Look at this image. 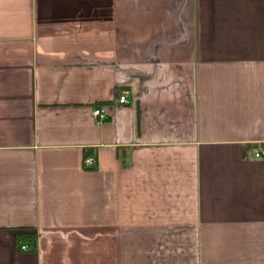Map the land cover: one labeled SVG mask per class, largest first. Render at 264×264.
Segmentation results:
<instances>
[{
  "label": "crops",
  "instance_id": "crops-1",
  "mask_svg": "<svg viewBox=\"0 0 264 264\" xmlns=\"http://www.w3.org/2000/svg\"><path fill=\"white\" fill-rule=\"evenodd\" d=\"M259 150L264 0H0V264H264Z\"/></svg>",
  "mask_w": 264,
  "mask_h": 264
},
{
  "label": "built area",
  "instance_id": "built-area-1",
  "mask_svg": "<svg viewBox=\"0 0 264 264\" xmlns=\"http://www.w3.org/2000/svg\"><path fill=\"white\" fill-rule=\"evenodd\" d=\"M116 101L118 104L127 103L128 102L127 95L126 94L119 95V97L116 99ZM92 113H93L97 123L102 122L106 118V111L103 107L93 108ZM263 155H264V151H261V150L256 151L254 153L255 157H262ZM83 164L85 167L91 168L95 164V158L93 156L89 155L83 159ZM20 247L23 250H28L30 248V246L28 244H22Z\"/></svg>",
  "mask_w": 264,
  "mask_h": 264
},
{
  "label": "trees",
  "instance_id": "trees-1",
  "mask_svg": "<svg viewBox=\"0 0 264 264\" xmlns=\"http://www.w3.org/2000/svg\"><path fill=\"white\" fill-rule=\"evenodd\" d=\"M88 154H89V153L86 152V153H85V157L89 156ZM85 157H84V158H85ZM21 236H22V237H25V238H28V239L32 242V244L35 245V243H36V234H35V233H28V234H26V235L23 234V235H21ZM21 236H20V237H21Z\"/></svg>",
  "mask_w": 264,
  "mask_h": 264
}]
</instances>
